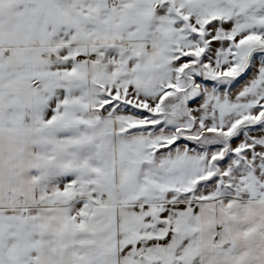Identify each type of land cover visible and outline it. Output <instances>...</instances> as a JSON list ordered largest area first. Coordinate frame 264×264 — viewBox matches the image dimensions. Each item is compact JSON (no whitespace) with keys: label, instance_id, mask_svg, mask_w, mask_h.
<instances>
[{"label":"snow or ice","instance_id":"6c2138e0","mask_svg":"<svg viewBox=\"0 0 264 264\" xmlns=\"http://www.w3.org/2000/svg\"><path fill=\"white\" fill-rule=\"evenodd\" d=\"M0 264H264V0H0Z\"/></svg>","mask_w":264,"mask_h":264}]
</instances>
